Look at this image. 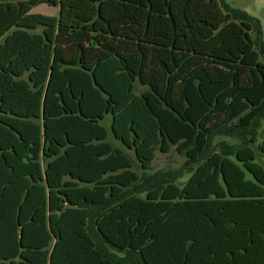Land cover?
I'll return each mask as SVG.
<instances>
[{"label": "trees", "instance_id": "obj_1", "mask_svg": "<svg viewBox=\"0 0 264 264\" xmlns=\"http://www.w3.org/2000/svg\"><path fill=\"white\" fill-rule=\"evenodd\" d=\"M261 33L226 0H0V264H264Z\"/></svg>", "mask_w": 264, "mask_h": 264}, {"label": "rangeland", "instance_id": "obj_2", "mask_svg": "<svg viewBox=\"0 0 264 264\" xmlns=\"http://www.w3.org/2000/svg\"><path fill=\"white\" fill-rule=\"evenodd\" d=\"M232 6L244 9L253 16L257 17L262 24V33L260 37L261 43L264 45V0H226ZM35 13H42L46 15H58L59 8L57 6L41 3L33 9ZM258 38V36L255 35ZM259 140L254 145L255 151L258 153L257 161L264 164V154L260 153L259 145L264 141V119L262 121L261 129L259 130ZM231 142H237L236 139H229ZM133 155V153H132ZM184 154H180L175 150H171L168 153L161 151L156 152V157L153 161L152 172L157 170H179L186 162ZM137 168H139L137 166ZM190 174L184 175L179 179V183L182 184L188 180Z\"/></svg>", "mask_w": 264, "mask_h": 264}]
</instances>
